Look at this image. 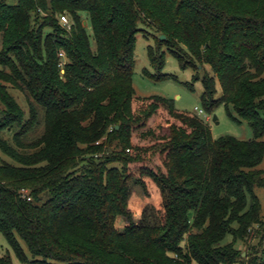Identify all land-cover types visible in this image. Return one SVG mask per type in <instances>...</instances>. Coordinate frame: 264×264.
Returning a JSON list of instances; mask_svg holds the SVG:
<instances>
[{"label": "trees", "instance_id": "16d2710c", "mask_svg": "<svg viewBox=\"0 0 264 264\" xmlns=\"http://www.w3.org/2000/svg\"><path fill=\"white\" fill-rule=\"evenodd\" d=\"M150 31L155 79L165 47L195 72L204 113L224 106L251 140H214L195 113L135 96ZM263 135L264 0H0V233L21 263L264 264ZM130 184L149 204L138 221Z\"/></svg>", "mask_w": 264, "mask_h": 264}, {"label": "rangeland", "instance_id": "374dc122", "mask_svg": "<svg viewBox=\"0 0 264 264\" xmlns=\"http://www.w3.org/2000/svg\"><path fill=\"white\" fill-rule=\"evenodd\" d=\"M8 5H15L16 0H6ZM89 27V24H87ZM156 33L150 31V33H144L143 35L139 34L136 37V44L134 49L135 54V63L133 66V77L132 84L135 91V96L138 98H149V97H163L168 100L173 101L176 109L188 112L195 113L194 108L202 109L200 103V95L202 93V85L200 81L192 82V76L195 72L187 68L182 70L180 68L179 61L175 59L169 52H167L165 47H162V51L165 52L164 63L161 70V75L164 76L163 79H155V71L150 66L148 59V47L156 46L154 40ZM206 71L210 74L211 71L208 67H205ZM200 76L202 72H199ZM10 94L15 98L17 103L23 109L24 113L27 115L28 106L23 93L14 90L11 86H8ZM220 91L218 92V96ZM233 116V112L229 111ZM227 112L224 106H218L211 115V121L208 120L207 124L210 128L211 136L214 140L231 137L240 141H248L253 138L252 131L249 125L244 122H236L233 120V117ZM215 117L216 120L213 122L212 118ZM264 140V135L262 137ZM259 169H264V162L259 166ZM132 197L130 204V211L133 215L134 221H138L141 217V212L149 204L145 197L141 194L140 188L134 187L132 184ZM255 195L261 205V211L264 217V189L256 188ZM125 227V222L122 218H118L115 223V228L118 231H122ZM255 235L252 234L248 238V244L245 246H240L239 250L242 251V255L245 256L246 252L249 251V248L252 245L257 244ZM228 238L225 242H228ZM22 248L25 251L27 257L29 254L26 251V248L22 242H19ZM261 251H264V245ZM9 256L11 259V264H23L21 263L12 249L8 246L5 238L0 233V257Z\"/></svg>", "mask_w": 264, "mask_h": 264}, {"label": "built area", "instance_id": "2783aa9c", "mask_svg": "<svg viewBox=\"0 0 264 264\" xmlns=\"http://www.w3.org/2000/svg\"><path fill=\"white\" fill-rule=\"evenodd\" d=\"M59 20H60V25L68 31L70 29V23L67 16L60 15ZM194 112L198 117L202 118L206 123H208L207 122L208 120L211 121V117L209 115H206L203 110L194 108Z\"/></svg>", "mask_w": 264, "mask_h": 264}, {"label": "water", "instance_id": "95a60500", "mask_svg": "<svg viewBox=\"0 0 264 264\" xmlns=\"http://www.w3.org/2000/svg\"><path fill=\"white\" fill-rule=\"evenodd\" d=\"M160 39H161V40H164V37H163V36H161V37H160ZM215 120H216V118H215V117H213V118H212V121L214 122Z\"/></svg>", "mask_w": 264, "mask_h": 264}]
</instances>
